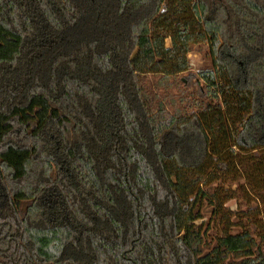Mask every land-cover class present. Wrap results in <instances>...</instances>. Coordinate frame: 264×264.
<instances>
[{
    "label": "trees",
    "instance_id": "obj_1",
    "mask_svg": "<svg viewBox=\"0 0 264 264\" xmlns=\"http://www.w3.org/2000/svg\"><path fill=\"white\" fill-rule=\"evenodd\" d=\"M199 42L219 105L171 114ZM225 139L264 149V0H0V264H264L197 224Z\"/></svg>",
    "mask_w": 264,
    "mask_h": 264
},
{
    "label": "rangeland",
    "instance_id": "obj_2",
    "mask_svg": "<svg viewBox=\"0 0 264 264\" xmlns=\"http://www.w3.org/2000/svg\"><path fill=\"white\" fill-rule=\"evenodd\" d=\"M165 8L162 7L163 12ZM166 45L171 47L170 38L166 39ZM188 60L189 72L172 77L149 75L145 83L152 97L162 101L171 114L179 112L183 117L202 118L205 106L211 104L217 108L219 105L211 87L201 79L202 75L214 71L209 44H193ZM217 118L214 113L207 116L211 130L219 126L220 123L214 121ZM220 142L228 167L225 171L214 170L218 177L214 184H202L208 196L200 209L203 218L197 224L202 225L208 248L218 237L227 234L246 233L259 242L264 237V149L244 153L232 147V139ZM213 194L224 203L222 208L212 202Z\"/></svg>",
    "mask_w": 264,
    "mask_h": 264
}]
</instances>
